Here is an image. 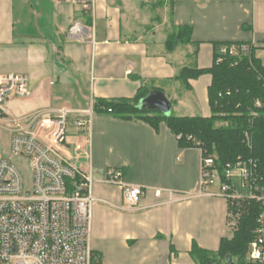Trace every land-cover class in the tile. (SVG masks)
<instances>
[{
  "label": "crops",
  "instance_id": "0c3cea01",
  "mask_svg": "<svg viewBox=\"0 0 264 264\" xmlns=\"http://www.w3.org/2000/svg\"><path fill=\"white\" fill-rule=\"evenodd\" d=\"M74 21L91 24L78 6L0 0V73L25 74L30 83L28 96L11 102L15 114L66 107L54 100L62 91L77 94L70 109L82 110L90 99L131 98L146 82L188 113L179 116L208 117L211 75L184 86L175 79L183 67H210L215 43L252 40L264 65V0H96L93 42L68 37ZM182 26L191 27L190 42L167 50L166 38ZM68 135L79 143L84 133L72 122ZM90 153L93 194L106 201L92 208L93 264H196L193 242L215 251L221 238L231 237L224 197L174 200L198 192L201 152L181 147L164 123L155 129L140 119L94 113ZM110 168L121 171V181L145 188L137 209L119 208L121 187L103 181Z\"/></svg>",
  "mask_w": 264,
  "mask_h": 264
},
{
  "label": "built area",
  "instance_id": "2783aa9c",
  "mask_svg": "<svg viewBox=\"0 0 264 264\" xmlns=\"http://www.w3.org/2000/svg\"><path fill=\"white\" fill-rule=\"evenodd\" d=\"M55 2L78 6L90 19L89 26L74 21L68 37L93 42L96 0ZM258 44L254 40L242 42L239 49L248 52ZM261 44L264 46V41ZM219 51L234 54L238 47L223 46ZM29 93L27 75L0 73V132L8 135V146L0 156V264H93L92 208L97 201L106 202L93 194L96 180L92 176L90 129L94 100L90 99L82 110L61 107L15 114L11 102ZM69 119L76 131L84 133L79 143L72 142L68 135ZM243 141L251 147L248 132H244ZM194 147L201 152L199 190L195 194H179L174 200L201 195L224 197L231 229L242 214L244 200L259 202L261 210L249 244L248 261L264 264V184H259L257 160L239 157L226 163L221 175L215 156L207 153L201 142H195ZM16 158L28 160L29 183L23 181ZM234 176L248 190L247 195L236 191ZM103 181L121 187L125 205L120 209L138 208L144 187L121 181L117 168L108 169ZM213 185L219 186L217 193L209 191ZM160 192L155 190L156 195Z\"/></svg>",
  "mask_w": 264,
  "mask_h": 264
},
{
  "label": "trees",
  "instance_id": "16d2710c",
  "mask_svg": "<svg viewBox=\"0 0 264 264\" xmlns=\"http://www.w3.org/2000/svg\"><path fill=\"white\" fill-rule=\"evenodd\" d=\"M190 34V26L175 28L166 38L165 48L172 50L178 44L190 42ZM240 43H215L210 67H183L175 76L187 86L188 79L204 73L211 75L208 99L212 114L208 117L163 115L155 110L139 109V99L152 89H159L146 82L131 98L93 99V112L109 113L121 119H140L155 129L164 123L178 137L181 147H194L195 142H201L206 152L215 156L221 175L226 163H233L239 157L254 158L258 162L259 184H264V65L254 56L257 46L244 52L239 49ZM231 45L238 47L236 53H220L221 47ZM244 132L250 134L251 147L243 141ZM260 210L259 202L244 200L242 214L232 228L231 237L221 238L217 250H205L192 243L189 254L195 263L223 264L230 255L236 264H251L248 250Z\"/></svg>",
  "mask_w": 264,
  "mask_h": 264
},
{
  "label": "rangeland",
  "instance_id": "374dc122",
  "mask_svg": "<svg viewBox=\"0 0 264 264\" xmlns=\"http://www.w3.org/2000/svg\"><path fill=\"white\" fill-rule=\"evenodd\" d=\"M61 90V89H59ZM79 90H83V92L88 90V86L86 85V87L83 85L81 86V88H79ZM56 96H59V98L54 99L55 100V104L58 106H66L67 108L70 107H74L78 102L77 101V94L75 95V97H71L68 94L62 92H58L55 93ZM170 99H172V97H170ZM88 106V105H87ZM171 114L174 115H181V114H188L187 112L183 113V111H178L177 107H172L171 110ZM72 123V120L69 119V124ZM8 146V135L6 133H2L0 132V156L2 154V151ZM5 152V151H4ZM14 162L20 167L21 169V175L23 178V181L26 183H29L31 180V168L29 165L28 160H26L25 158H16L14 159ZM233 183H235V188L236 191L239 192L242 195H247L248 194V190L244 187L241 186V181L238 177L234 176L232 178ZM249 251V250H248Z\"/></svg>",
  "mask_w": 264,
  "mask_h": 264
},
{
  "label": "water",
  "instance_id": "95a60500",
  "mask_svg": "<svg viewBox=\"0 0 264 264\" xmlns=\"http://www.w3.org/2000/svg\"><path fill=\"white\" fill-rule=\"evenodd\" d=\"M137 107L142 110H155L163 115H170L172 102L161 90L152 89L146 96L139 99ZM223 264L236 263L230 259V255H227V260Z\"/></svg>",
  "mask_w": 264,
  "mask_h": 264
}]
</instances>
